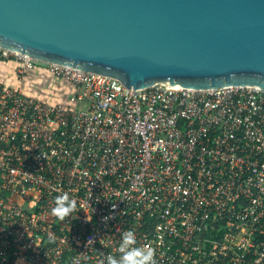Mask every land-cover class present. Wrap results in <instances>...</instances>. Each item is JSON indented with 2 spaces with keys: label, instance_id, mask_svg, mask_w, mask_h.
Returning a JSON list of instances; mask_svg holds the SVG:
<instances>
[{
  "label": "built area",
  "instance_id": "1",
  "mask_svg": "<svg viewBox=\"0 0 264 264\" xmlns=\"http://www.w3.org/2000/svg\"><path fill=\"white\" fill-rule=\"evenodd\" d=\"M64 104L0 83V264H107L121 234L155 264H264V90L115 78L0 46ZM67 193L76 210L52 215Z\"/></svg>",
  "mask_w": 264,
  "mask_h": 264
},
{
  "label": "water",
  "instance_id": "2",
  "mask_svg": "<svg viewBox=\"0 0 264 264\" xmlns=\"http://www.w3.org/2000/svg\"><path fill=\"white\" fill-rule=\"evenodd\" d=\"M0 46L130 89L264 90V0H0Z\"/></svg>",
  "mask_w": 264,
  "mask_h": 264
},
{
  "label": "crops",
  "instance_id": "3",
  "mask_svg": "<svg viewBox=\"0 0 264 264\" xmlns=\"http://www.w3.org/2000/svg\"><path fill=\"white\" fill-rule=\"evenodd\" d=\"M19 71V64L15 61L0 60V83L41 102H66L69 87L64 80L56 78L43 68H34L25 73Z\"/></svg>",
  "mask_w": 264,
  "mask_h": 264
},
{
  "label": "clouds",
  "instance_id": "4",
  "mask_svg": "<svg viewBox=\"0 0 264 264\" xmlns=\"http://www.w3.org/2000/svg\"><path fill=\"white\" fill-rule=\"evenodd\" d=\"M76 207V201L64 193L55 198L52 215L64 221L76 210ZM118 252V256L109 255L107 257V264H155V250L147 245L137 246L136 236L132 230H126L121 234Z\"/></svg>",
  "mask_w": 264,
  "mask_h": 264
},
{
  "label": "bare ground",
  "instance_id": "5",
  "mask_svg": "<svg viewBox=\"0 0 264 264\" xmlns=\"http://www.w3.org/2000/svg\"><path fill=\"white\" fill-rule=\"evenodd\" d=\"M176 86H179V85H176Z\"/></svg>",
  "mask_w": 264,
  "mask_h": 264
}]
</instances>
